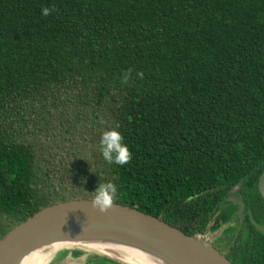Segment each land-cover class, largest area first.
Segmentation results:
<instances>
[{"label":"trees","instance_id":"trees-1","mask_svg":"<svg viewBox=\"0 0 264 264\" xmlns=\"http://www.w3.org/2000/svg\"><path fill=\"white\" fill-rule=\"evenodd\" d=\"M80 120L115 128L128 162L105 161L100 135L86 161L42 165L32 132ZM263 163L264 0H0V238L107 182L114 202L201 234L233 186L258 195ZM238 244L232 264H264L263 234Z\"/></svg>","mask_w":264,"mask_h":264},{"label":"water","instance_id":"water-1","mask_svg":"<svg viewBox=\"0 0 264 264\" xmlns=\"http://www.w3.org/2000/svg\"><path fill=\"white\" fill-rule=\"evenodd\" d=\"M257 184L264 196V168ZM92 198L53 202L15 224L0 238V264H21L30 253L54 245L84 248L121 264L131 263L90 246L134 249L161 264H232L201 234H185L161 217L127 204L113 202L101 212L92 207Z\"/></svg>","mask_w":264,"mask_h":264},{"label":"rangeland","instance_id":"rangeland-1","mask_svg":"<svg viewBox=\"0 0 264 264\" xmlns=\"http://www.w3.org/2000/svg\"><path fill=\"white\" fill-rule=\"evenodd\" d=\"M76 124L78 125V127L74 130L70 132H63L57 127V125H53L52 123H50L46 126L43 124V122H41L40 130L35 129L32 132L36 134V136H38V142L41 143L40 152L42 155H40V157L41 159H43L41 164L43 165L45 163V167H47V165L49 164L48 168L50 171L54 169L63 170V167H69L73 165V159L77 156H81L82 158H84H77L84 162L88 158H90L89 155H91V153L98 152L99 144L97 137L101 135L99 130H93L87 120H80L76 122ZM28 129H32L30 125L27 126V130ZM28 139L31 138L29 137ZM53 156L55 157V159H53ZM47 159H50L49 162L47 161ZM229 210L230 208L228 207L223 209L220 213V215H222L223 217L217 219V221L223 222V220L227 219ZM217 221L216 219H211V223L208 227V233H206V236H208V238L217 233V230H215L217 228V223L215 222ZM227 234L228 233L223 236L224 241L227 240ZM218 248L220 252L225 253L223 251L224 248H221V246H218ZM61 249L67 252L64 254V252L62 253ZM69 249L70 248H60L58 249L59 251L56 250L52 253H49L51 258L42 264H81L88 258H91L93 255H95L93 254L94 252L89 250V254L88 252L83 251L88 256H84L85 254L81 253L79 256L75 257L70 254Z\"/></svg>","mask_w":264,"mask_h":264},{"label":"flooded vegetation","instance_id":"flooded-vegetation-1","mask_svg":"<svg viewBox=\"0 0 264 264\" xmlns=\"http://www.w3.org/2000/svg\"><path fill=\"white\" fill-rule=\"evenodd\" d=\"M264 168V163L262 165L261 170L259 171L256 179V191L258 193L249 197L244 196L241 193L236 191L238 184L233 186L228 193V196L225 198L227 200L223 205L218 206L212 213L210 218L219 219L223 217L220 215L221 211L225 208H230L227 219L223 220V222H215L217 223V233L213 236H206L208 233V227L210 225L209 222L201 235L212 243V245L219 250L218 246L224 248L223 253L229 260L232 259L238 250V243L242 242L246 238L257 237L260 233L264 235V196L260 193L258 189V178L260 173ZM262 198V200L260 199ZM257 207H261V218L257 219V216H253V212ZM254 208V209H253ZM256 230L257 232L252 233V230ZM227 234L226 241L223 240V236ZM224 245V246H222ZM220 251V250H219Z\"/></svg>","mask_w":264,"mask_h":264},{"label":"clouds","instance_id":"clouds-1","mask_svg":"<svg viewBox=\"0 0 264 264\" xmlns=\"http://www.w3.org/2000/svg\"><path fill=\"white\" fill-rule=\"evenodd\" d=\"M41 14L48 15L49 9L47 7L42 8ZM100 145L101 156L109 163L124 165L130 159L128 147L123 143L121 134L115 128L102 132ZM92 192L91 205L101 212L109 209L117 197V187L112 182L100 183Z\"/></svg>","mask_w":264,"mask_h":264},{"label":"bare ground","instance_id":"bare-ground-1","mask_svg":"<svg viewBox=\"0 0 264 264\" xmlns=\"http://www.w3.org/2000/svg\"><path fill=\"white\" fill-rule=\"evenodd\" d=\"M64 247L70 248L71 246H64ZM64 247L63 246L61 247L60 245H54L51 248H48L47 251L44 250L34 251L30 253L28 256H26L21 262V264H42L51 258L49 253H52ZM90 247H91L90 249L93 248L103 253L106 252L107 254L110 255H116L120 257L122 260L131 264H161L157 260L149 257L148 255L130 248L113 247L106 245H91ZM83 251H86L89 254V250L84 249Z\"/></svg>","mask_w":264,"mask_h":264}]
</instances>
